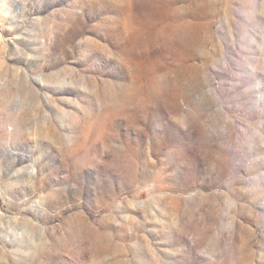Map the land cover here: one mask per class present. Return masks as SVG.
I'll list each match as a JSON object with an SVG mask.
<instances>
[{"label":"rangeland","instance_id":"1","mask_svg":"<svg viewBox=\"0 0 264 264\" xmlns=\"http://www.w3.org/2000/svg\"><path fill=\"white\" fill-rule=\"evenodd\" d=\"M0 264H264V0H0Z\"/></svg>","mask_w":264,"mask_h":264}]
</instances>
